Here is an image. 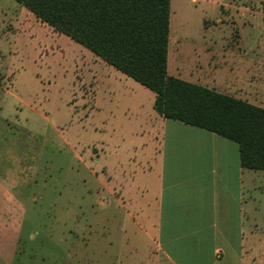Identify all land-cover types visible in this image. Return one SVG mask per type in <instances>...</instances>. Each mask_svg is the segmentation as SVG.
<instances>
[{"label": "rangeland", "instance_id": "374dc122", "mask_svg": "<svg viewBox=\"0 0 264 264\" xmlns=\"http://www.w3.org/2000/svg\"><path fill=\"white\" fill-rule=\"evenodd\" d=\"M169 38L168 75L264 108V0H170ZM154 97L0 0V211L13 209L1 190L24 206L0 217L8 264H138L118 253L133 232L128 221L122 235V215L100 205L98 180L113 185L106 175L119 162L152 155L139 127L156 113Z\"/></svg>", "mask_w": 264, "mask_h": 264}, {"label": "crops", "instance_id": "0c3cea01", "mask_svg": "<svg viewBox=\"0 0 264 264\" xmlns=\"http://www.w3.org/2000/svg\"><path fill=\"white\" fill-rule=\"evenodd\" d=\"M145 129L152 155L119 162L114 177L106 175L113 185L98 180L100 205L122 215V235L128 221L133 232L131 249L121 241L119 255L138 264H264V171L243 169L238 145L203 129L156 113L139 127ZM1 192L13 209L0 217L24 211L17 197ZM8 223L0 221V241ZM15 242L7 243L13 249ZM0 259L8 264L13 255Z\"/></svg>", "mask_w": 264, "mask_h": 264}, {"label": "trees", "instance_id": "16d2710c", "mask_svg": "<svg viewBox=\"0 0 264 264\" xmlns=\"http://www.w3.org/2000/svg\"><path fill=\"white\" fill-rule=\"evenodd\" d=\"M54 32L154 93L160 117L238 145L264 171V108L167 73L170 0H15Z\"/></svg>", "mask_w": 264, "mask_h": 264}]
</instances>
